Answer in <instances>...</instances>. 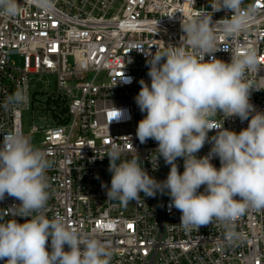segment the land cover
<instances>
[{"label":"built area","instance_id":"1","mask_svg":"<svg viewBox=\"0 0 264 264\" xmlns=\"http://www.w3.org/2000/svg\"><path fill=\"white\" fill-rule=\"evenodd\" d=\"M50 2L45 8L34 0H17V15L0 14V144L3 135L17 132L51 161L43 213L110 245V264H264V210L249 208L239 216L231 241L217 220L198 231L186 230L166 190L152 197L141 193L127 205L107 199L112 173L106 155L115 146L121 160L138 158L151 177L166 180L171 166L157 159V142L141 143L136 136L146 113L135 97L141 79L151 84L149 55L180 46L182 22L193 19H212L219 48L257 52L259 70L248 72L246 80L254 87L250 103L264 112V0H242L247 29L233 37H226L218 22L233 13L212 7L219 6V0ZM230 51L214 55L230 62ZM122 74L132 82L123 83ZM116 109L125 110L119 118L112 116ZM25 112L39 123L28 134L23 132ZM210 122L237 133L248 126V120L235 116L217 115ZM216 132L209 131L198 157L210 153ZM31 134L41 135L35 145ZM176 163L183 173V159ZM211 163L220 167L218 157ZM19 203L7 194L0 200L5 220L30 219L8 215ZM47 247L51 251L50 239Z\"/></svg>","mask_w":264,"mask_h":264},{"label":"clouds","instance_id":"2","mask_svg":"<svg viewBox=\"0 0 264 264\" xmlns=\"http://www.w3.org/2000/svg\"><path fill=\"white\" fill-rule=\"evenodd\" d=\"M34 2L38 7H51L50 0ZM241 4L242 0H219V6H212L214 11L233 13L218 20L226 37L247 29ZM18 12L17 0H0V14L13 17ZM214 27L209 18L182 22L185 35L180 46L171 45L166 51L149 55L151 84L141 79L135 97L139 110L146 113L138 122L136 136L141 143L148 139L157 142V159L162 157L170 171L166 180L157 181L141 167L138 158L121 160V151L113 146L106 153L112 173L107 199L127 205L141 193L152 197L166 190L186 230L198 231L217 220L231 241L239 216L249 208L264 210V112L250 103L254 87L246 80L248 72L259 70L257 52L219 48ZM185 44L194 52L186 51ZM221 49L231 52L230 62L215 57ZM206 55L210 57L207 60ZM121 80L132 82L124 74ZM124 111L116 109L115 117ZM217 115L248 120V126L239 133L223 125L213 126L210 120ZM213 129L217 132L211 137L210 153L198 157ZM213 157L219 158V168L211 163ZM178 158L184 161L183 173L178 170ZM50 167L46 154L32 147L22 134L3 135L0 200L6 194L19 200L8 215L30 219L19 223L0 214V260L5 264H110V245L82 236L62 218L50 219L43 213L49 200L46 172ZM202 185L204 191L199 192Z\"/></svg>","mask_w":264,"mask_h":264},{"label":"rangeland","instance_id":"3","mask_svg":"<svg viewBox=\"0 0 264 264\" xmlns=\"http://www.w3.org/2000/svg\"><path fill=\"white\" fill-rule=\"evenodd\" d=\"M22 122H23V132L25 134L30 133V131L34 125H39L37 120H35L34 117L32 116L31 112H25L24 113ZM40 136L41 135L36 136V135L31 134V140L33 142V145H35L39 142Z\"/></svg>","mask_w":264,"mask_h":264},{"label":"snow or ice","instance_id":"4","mask_svg":"<svg viewBox=\"0 0 264 264\" xmlns=\"http://www.w3.org/2000/svg\"><path fill=\"white\" fill-rule=\"evenodd\" d=\"M117 114L116 113H112V116L115 117Z\"/></svg>","mask_w":264,"mask_h":264}]
</instances>
